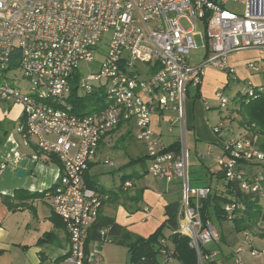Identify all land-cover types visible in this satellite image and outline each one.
I'll return each instance as SVG.
<instances>
[{
  "label": "built area",
  "instance_id": "built-area-1",
  "mask_svg": "<svg viewBox=\"0 0 264 264\" xmlns=\"http://www.w3.org/2000/svg\"><path fill=\"white\" fill-rule=\"evenodd\" d=\"M197 25L203 27L207 53L201 64L192 65L189 56L197 50L195 37L200 35ZM104 38L109 45L100 69L83 77L81 63L95 61ZM251 49L264 51V0H0V73L15 60L32 85L28 95L0 81V103L22 107L17 128L26 147L34 146L60 161L52 208L67 228L69 252L52 264L102 261L99 252L88 255L86 245L104 197L87 184L85 175L103 139L123 123L139 128L137 139L147 144L151 160L149 175L181 183L177 232L190 239L199 264H216L215 255L205 249L219 234L202 218L203 202L212 191L191 187L185 104L189 88L200 85L206 69L234 75L230 56ZM247 67L260 72L251 62ZM75 80L86 96L101 93L106 107L73 115L69 98ZM263 93L264 86L256 87L246 96ZM217 100L221 109L227 108L228 98L219 93ZM64 108L68 113L58 110ZM168 112L176 114L172 122L180 132L178 152L166 151L169 146L151 128L154 116ZM222 132L229 137L215 159L226 180L257 194L264 204V171L251 176L243 169L264 168V149L237 136L225 117L214 128L216 135ZM212 150L206 157L213 156ZM5 168L0 160V175ZM130 187L132 183L126 182L123 190ZM235 208L225 206L229 222ZM109 231L105 228L101 235ZM163 243L169 245L167 240ZM163 254L167 258L171 252Z\"/></svg>",
  "mask_w": 264,
  "mask_h": 264
},
{
  "label": "crops",
  "instance_id": "crops-1",
  "mask_svg": "<svg viewBox=\"0 0 264 264\" xmlns=\"http://www.w3.org/2000/svg\"><path fill=\"white\" fill-rule=\"evenodd\" d=\"M241 53L232 54L229 58L230 66L235 69L234 75L239 60L237 56ZM226 74L229 77L226 72L208 68L200 85L191 86L188 91L185 104L187 133L199 163L221 154L223 140L229 137L226 132L219 135L214 133V128L224 116L211 114V111L219 106L217 94L224 86L221 78L223 76V80ZM192 89L195 93L191 95ZM214 101L218 105L213 104ZM22 112L23 109L19 105L0 103V124L3 125L0 129V160L6 163V168L0 175V264H51L69 252L67 228L52 208V188L59 175L60 165L47 163V158L41 156L34 146L26 147L24 142L21 150L15 137L9 136L11 124L16 126L21 122ZM165 114L154 116L151 128L155 135L170 147L177 142L180 132L177 125H173L175 117L167 120ZM168 123L170 126L165 131L164 125ZM7 131L9 135L5 138ZM242 134L243 132L239 131L236 135ZM111 136L101 142L98 154L90 164L85 178L87 184L105 198L99 218L114 221L121 228V233L109 237L111 244L103 242L91 245L92 242L101 241L87 242L86 253L93 255L99 252L102 261L97 262L92 258L86 264H115L118 248L126 249L129 254L128 245L140 238L148 239L156 233L168 219L167 207L175 203L180 204L182 198V186L179 181L166 183L153 178L148 171L144 174L124 175L137 177L130 180L132 187L126 191L123 190V183L112 188L99 185L91 172L98 163V156L105 142L111 143ZM166 136L170 138V142L165 141ZM210 147L213 149V156L206 157ZM18 169L26 171L27 175L18 177ZM243 169L251 176L264 171V168L258 165L243 166ZM206 173L205 186L211 185L213 188L217 182L216 194L226 191L224 180L219 179L217 172L208 169ZM6 197L9 198V203L5 202ZM212 223L219 238L208 245L205 251L215 255L216 264H264V226L237 232L232 222H219L213 217ZM160 261L165 262L162 257ZM170 264L181 263L172 258Z\"/></svg>",
  "mask_w": 264,
  "mask_h": 264
},
{
  "label": "rangeland",
  "instance_id": "rangeland-1",
  "mask_svg": "<svg viewBox=\"0 0 264 264\" xmlns=\"http://www.w3.org/2000/svg\"><path fill=\"white\" fill-rule=\"evenodd\" d=\"M238 9L239 11H241V8ZM183 25L185 28H188V25L185 22L183 23ZM196 33L200 35H197L195 37L197 50L193 51L189 56V62L192 65L201 64L204 61L207 53L206 42L201 35L203 33L202 25H197ZM108 45L109 40L107 38H104L102 43L99 45V52L95 57V61L90 64L85 62L81 63L79 69L83 77L89 75L93 71H98L100 69L103 58L108 52ZM237 57L239 58V60L238 64L236 65V75L228 74V77L226 74L223 80L222 76L221 81H224V86H222L221 89L218 90V93L229 99V104L225 109H221L219 106H217L216 109L211 111V114L215 116H217V114H222L226 119L227 125H231L232 128H234L235 134H238L239 131L242 130L239 127L240 116L237 115L238 113H236L239 109V100L242 97L246 96L247 92H251L253 88L264 86V51L260 49L246 50L242 51V53ZM250 62L256 66H259L260 72H255L252 69H249L247 67V64H249ZM0 81L19 88L20 92H22L23 94H32V85L30 81L23 76V72L21 69L12 68L7 71L1 72ZM249 82L251 85L249 84ZM190 93L191 95L194 94V89L190 90ZM78 95L80 97L86 96L82 90L78 91ZM247 98L248 97H246V99ZM213 104L218 105V103L215 101L213 102ZM11 105L14 106L13 104ZM14 108L15 107H13V109ZM58 110L64 113H68L67 109L65 108ZM73 115L81 114L74 111ZM165 116L168 120V118L175 117V114L166 113ZM231 117L233 119L231 120L230 124L229 119ZM18 124H16V126H14V124H11L12 126L10 128L9 136L13 135L16 141L19 142L21 150H23L24 136L18 133ZM164 126V130L167 131V127L170 125L168 123ZM138 132L139 128L135 124H132V126L124 124L119 128L117 132H115L111 136V138L109 139L112 140L111 143H108L107 141L105 142L98 156V163L96 164L95 169H93L91 172L92 175L95 176L93 178L96 179L95 181H97L99 185L106 188H112L115 186L117 187L123 183L122 177L124 175H132L135 173L144 174L149 170L151 166V160L147 157L148 147L145 142L139 141L137 139ZM165 138H167V140L165 141L170 142V138H168L167 136ZM187 143L188 148L190 149L189 153L192 157L189 163L191 187L196 188L205 186L207 170L211 169L212 171L219 173L221 168L215 158L207 159L204 163H199L200 161H197V159L195 158L194 149L191 147V140L190 136H188V133ZM135 176L136 175H134V177ZM216 184L217 182H215V186L211 188V191H213V193L217 188ZM262 226H264V224H262ZM105 242H108L107 244H111L112 240L108 239ZM100 243L103 242H92L91 245H98ZM118 250L119 253L117 254L115 264H133L130 255L127 254L126 249L118 248Z\"/></svg>",
  "mask_w": 264,
  "mask_h": 264
},
{
  "label": "trees",
  "instance_id": "trees-1",
  "mask_svg": "<svg viewBox=\"0 0 264 264\" xmlns=\"http://www.w3.org/2000/svg\"><path fill=\"white\" fill-rule=\"evenodd\" d=\"M17 66V61L12 60L9 69L17 68ZM78 91L77 80H75L69 98V103L73 106L75 112H79L81 115L92 114L94 111H101L106 107L104 97L101 96V93L96 92L90 96L80 97ZM244 97L239 100V109L236 112L238 113L237 115L240 116L239 127L243 132L242 137L254 141L259 148L264 149V93L260 95L257 94L247 99L246 97L248 96ZM232 119V117L229 119L230 124ZM1 127H3L2 124H0V129ZM4 135L6 138L9 132L7 131ZM179 148L180 144L176 142L166 151L178 152ZM39 154L47 158V163L60 165V161L57 157L42 152H39ZM217 176L220 180H224L226 191L222 194H216V192L211 193L203 202V221L205 223L208 221L212 222L213 217L219 222L228 221L225 206L234 204L236 208L233 212L234 218L231 222L234 225L235 231H251L264 224V206L259 196L257 194L242 191L238 183L228 182L223 170L217 173ZM122 179L124 185L126 182L133 180L134 177L124 176ZM204 187L211 188V185ZM5 202L9 203L8 197L5 198ZM179 207L180 204L178 203L169 205L167 207L168 219L156 233L148 239L140 238L128 245L129 255L133 264H168L171 262L172 258H175L181 264H199L196 251L190 247V239L177 232L179 225ZM105 228H109L110 231L107 236H102L101 232ZM120 233L121 228L114 221L99 218L98 222L91 229L87 242L94 240L105 242L110 239L109 237L119 235ZM164 240L169 241V245H165L163 243ZM164 251L168 253L171 252V254L165 258L163 254ZM66 256L67 255L58 260H63ZM160 257L164 258L165 262H161ZM207 264L212 263L208 262Z\"/></svg>",
  "mask_w": 264,
  "mask_h": 264
},
{
  "label": "water",
  "instance_id": "water-1",
  "mask_svg": "<svg viewBox=\"0 0 264 264\" xmlns=\"http://www.w3.org/2000/svg\"><path fill=\"white\" fill-rule=\"evenodd\" d=\"M27 175L26 171L22 170V169H18L17 170V176L18 177H25Z\"/></svg>",
  "mask_w": 264,
  "mask_h": 264
}]
</instances>
